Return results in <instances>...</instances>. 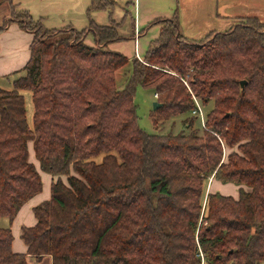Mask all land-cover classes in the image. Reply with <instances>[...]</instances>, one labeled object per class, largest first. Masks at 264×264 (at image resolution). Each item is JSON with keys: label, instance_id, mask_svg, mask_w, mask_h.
<instances>
[{"label": "trees", "instance_id": "16d2710c", "mask_svg": "<svg viewBox=\"0 0 264 264\" xmlns=\"http://www.w3.org/2000/svg\"><path fill=\"white\" fill-rule=\"evenodd\" d=\"M117 6L91 0L82 29L47 28L28 9L14 19L33 39L24 74L0 88V216L12 222L43 189L29 145L53 182L51 198L34 207L37 223L22 228L26 252L0 226V264L48 255L52 264H203L201 252L204 264H264V22L245 17L192 40L177 17L161 19L119 88L116 72L130 58L108 45L122 23L92 17ZM140 85L162 103L156 128L183 115L181 132L141 128ZM23 89L33 92V127ZM194 97L213 102L203 133ZM209 179L237 185L239 196L209 189L203 208Z\"/></svg>", "mask_w": 264, "mask_h": 264}, {"label": "rangeland", "instance_id": "374dc122", "mask_svg": "<svg viewBox=\"0 0 264 264\" xmlns=\"http://www.w3.org/2000/svg\"><path fill=\"white\" fill-rule=\"evenodd\" d=\"M116 1H118V6L113 14L110 15L108 12L101 10L93 11L92 17L94 22H96L97 24H111L113 23V19H115L116 21H121L122 23L119 27V34L122 38L118 41L116 45L113 46V48L112 46H110V48L109 45L108 48L116 49L117 51L119 50L120 52L130 57L129 63L116 72L117 84L119 88H124L125 81L132 70V59L139 58L135 54L134 40L131 37L134 31L136 36V28H134V17H132L135 16V0ZM90 3L91 0H7L0 5V26L3 24H7L8 22L18 24V22L14 19L22 17V9H28L34 15L35 18H40L44 26L47 28L68 29L69 27H77V29H82L85 27V25L82 26L81 23L83 21H86L87 18V11L85 10V8L86 6H90ZM140 4L142 24H144V26L146 25V27L150 22H153L157 18H159L157 19V21L160 22L161 18L173 17L174 15L178 16L179 14L181 20L183 21L181 13L183 11H188L191 13L193 10L192 0H185L184 2L182 0H140ZM124 6L125 9H123ZM131 12H133V15H131ZM201 17H203V15ZM241 19H232L231 21H234L236 23V21H240ZM7 29L8 28H5L4 30ZM188 30V28L181 29L182 33L192 40L201 39L202 37H205L208 33L214 32V30L211 31V28L204 26H198L196 28L192 27L190 31ZM158 31L159 28L157 27V25H155L153 26V28L149 29L148 33L142 35V37L140 38L142 52L141 55L143 59L146 54V51L153 42L152 39L158 36ZM86 41L94 42V39L92 36H89ZM23 74V69H18L11 73L0 74V88H3L5 90L13 89V82ZM184 83L188 84L187 81H184ZM20 92L24 95L25 98L28 123L31 127H33L35 109L33 101V92L29 89H23L20 90ZM155 101H157V97L156 95H154V90L152 88H146L141 85L137 87L135 94V104L137 108L138 121L141 128L147 131L148 133L158 132L161 134H166L172 132L173 134H177L181 132V130L184 129V123L182 122L184 118L183 115L173 116L165 122L160 123L159 126L156 128L152 117V114L154 112ZM212 107L213 102H211L207 107L204 106L206 118L208 111H210ZM202 124L203 123L200 120L196 119L194 129H198L200 133H203L204 128ZM189 131L190 130H188L187 132ZM209 182L210 179L208 182H206L207 185L205 184L206 190L208 192L210 189L209 186L211 185V190H214L213 183L210 184ZM221 184L223 185L221 189H218L216 191H219L223 194V187L227 183ZM206 190V197L203 199V208L207 203L208 193ZM0 226H10L9 218L5 216H0Z\"/></svg>", "mask_w": 264, "mask_h": 264}, {"label": "crops", "instance_id": "0c3cea01", "mask_svg": "<svg viewBox=\"0 0 264 264\" xmlns=\"http://www.w3.org/2000/svg\"><path fill=\"white\" fill-rule=\"evenodd\" d=\"M182 1L184 2L185 0ZM192 1H193L192 12L190 13L188 11H183L181 13L183 21L180 18V14L178 15L179 17L176 15L173 16V17H178L177 19L179 23V28L181 25L180 30L184 28L186 29L188 28L189 29L188 31H190L192 27L196 28L198 26L200 27L204 26L211 28L212 29L211 31L213 30L223 31L229 29L231 26L234 25L235 22L231 21L232 19L239 20L241 18L251 17V16L258 17L261 21L264 22V0H192ZM88 7L86 6L85 8L86 11ZM134 7H135L134 9L135 16L132 17H134V28H136V34L138 35V38L136 39L135 31L133 32L131 37L134 40V48L136 47V41H137V45L139 47V53L141 55L142 52H141L140 38L142 37V35L148 33L149 29L153 28V26L155 25H157V27L159 28L158 33L160 34L162 25L157 21V19H159L157 18L153 22H150L147 25V27L146 25L144 26L141 20L142 17H141L140 0L139 1L135 0ZM123 9H125V6L123 7ZM96 11H100V10H96ZM101 11H105V10H101ZM131 15H133V12H131ZM202 15L203 17H201ZM173 17H166V18H173ZM87 18L86 21H83L81 23L82 26L85 25V27H87L89 25L88 24L89 18L88 20ZM237 22L238 21H236V23ZM6 28L8 29L3 30L0 33V74L11 73L18 69L20 70L23 69L31 57L30 44L33 39V33L23 29L20 25L11 22L7 23ZM154 39H152V41ZM118 41L111 42L109 44V47L112 46L113 48V46L116 45ZM88 43L93 44L94 42L89 41ZM29 147H30L29 150L30 160L33 161L36 164L37 168L40 170V174L43 180V189L41 192L30 198L27 202H25L18 211L14 220L12 222L10 221V226L12 228L14 235L12 246H13V250L16 252L27 251L28 247L27 244L22 239L21 233H22V228L24 226H34L37 223V218L34 213V207L49 200L52 196L51 187L53 182V176L50 173L41 170L40 163L35 156L33 146L29 145ZM209 183L210 184L213 183L214 190L212 191L221 189V187L223 186L221 184L222 182L218 180H214L212 183L211 182ZM211 186H209L210 189ZM223 189H224L223 194L233 195L234 197L239 196V189L234 184L227 183L223 187ZM207 193L209 192L207 191ZM29 264H52V257L48 255L44 259L39 261L29 256Z\"/></svg>", "mask_w": 264, "mask_h": 264}, {"label": "built area", "instance_id": "2783aa9c", "mask_svg": "<svg viewBox=\"0 0 264 264\" xmlns=\"http://www.w3.org/2000/svg\"><path fill=\"white\" fill-rule=\"evenodd\" d=\"M138 38V35L136 34V39ZM135 54L137 57H139L141 60H143L142 56L140 55L139 53V47L137 45V41H136V47H135ZM157 97V95H156ZM194 101H195V104L196 106L194 107V109L192 110V114L198 119L200 120L203 124V128L204 129H208L207 128V118H206V115H205V110H204V105L203 103L201 102V100H199L198 98L194 97ZM202 127V126H201ZM200 256L202 257V260H203V264L205 263V260H204V255L203 253L201 252L200 253Z\"/></svg>", "mask_w": 264, "mask_h": 264}, {"label": "water", "instance_id": "95a60500", "mask_svg": "<svg viewBox=\"0 0 264 264\" xmlns=\"http://www.w3.org/2000/svg\"><path fill=\"white\" fill-rule=\"evenodd\" d=\"M245 84H246V80H242V81H241V85L244 86ZM161 106H162V103H160V102H158V101H155V102H154V108H155V109H157V108H159V107H161Z\"/></svg>", "mask_w": 264, "mask_h": 264}]
</instances>
